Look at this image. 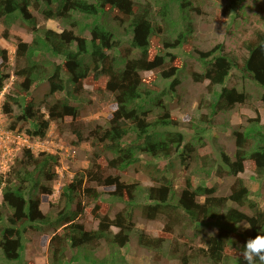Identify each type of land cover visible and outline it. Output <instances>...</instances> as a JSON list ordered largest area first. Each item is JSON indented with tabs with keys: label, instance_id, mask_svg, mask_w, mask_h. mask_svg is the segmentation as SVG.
<instances>
[{
	"label": "trees",
	"instance_id": "trees-1",
	"mask_svg": "<svg viewBox=\"0 0 264 264\" xmlns=\"http://www.w3.org/2000/svg\"><path fill=\"white\" fill-rule=\"evenodd\" d=\"M205 1L0 0L3 39L10 40L14 24L31 35L12 42L13 80L0 114L12 117L14 107L21 114L9 130L19 126L18 132L44 139L52 123L78 120L85 86L104 88L116 104L105 128L95 127L86 137L73 131L76 145L88 144L89 163L59 188L50 203L55 212L43 213L41 203L42 196L53 195L50 183L58 176L52 167L58 156L23 149L2 171L3 264H23V235L31 229L52 231L47 264H131L123 252L131 243L142 251L143 263L152 254L147 264H246L239 252L248 239L264 233V123L256 116L234 127L232 154L216 145L219 163L206 133L214 117L250 102L248 84L264 111V12L257 17L259 27L243 39V54L227 51L222 43L207 51L195 48L191 57L199 63L196 69L174 51L190 38ZM230 10L228 3L223 16ZM8 59L7 49L0 47V91L9 79L4 73ZM187 64L193 83L207 82V96L198 99L201 114L180 120L172 100ZM230 76L235 78L231 86ZM40 83H47L48 90L39 104L31 92ZM246 161L254 164L253 178L263 197L253 196L242 177ZM177 164L179 170L182 166L180 182ZM130 168L143 171L150 183L127 181ZM224 174L233 178L227 196L201 184ZM103 196L122 207L113 209ZM88 208L95 228L78 221ZM137 216L160 220L163 226L152 236L137 227Z\"/></svg>",
	"mask_w": 264,
	"mask_h": 264
},
{
	"label": "rangeland",
	"instance_id": "rangeland-1",
	"mask_svg": "<svg viewBox=\"0 0 264 264\" xmlns=\"http://www.w3.org/2000/svg\"><path fill=\"white\" fill-rule=\"evenodd\" d=\"M234 0H224L221 2H213L206 0L203 7L200 8V13L195 16L192 33L188 41L183 47L174 51L178 56L187 63L188 61L198 69L199 63L194 62L192 59V50L199 49L203 51L210 50L217 44H223L227 51L234 52L235 54H243L244 51L240 49L243 39L249 36L252 31L259 27L256 24L258 14L264 12V0H249L243 3H234ZM230 3L231 10L229 16H223V7ZM255 22V23H254ZM47 25V24H46ZM56 26V24H54ZM53 26L52 29L60 31L57 27ZM5 26L0 24V47L5 48L8 51L7 65L4 68V73L9 74V79L6 81L8 86L7 90L10 89L13 80V70H14V37H19L22 40H29L31 35L29 31L19 24H14L11 27L10 40L3 39V32ZM62 30V29H61ZM9 39V38H8ZM125 40L122 42L124 44ZM185 67L181 75V86L178 89V94H175L173 98V103L176 105L173 108V114H176L180 120L188 119L190 116L197 117L202 112L198 108V99L200 96L206 95L205 86L207 82L204 83H193L188 69L189 65ZM235 78L231 76L227 80V84L231 86ZM246 88L250 91L252 99L246 105H237L231 111L226 113H221L213 118V125L209 128L206 133V141L210 150L214 152V157L217 163H219L218 155L216 154V145L222 146L224 151L229 155L232 154L234 150V140L232 138L231 132L234 127L239 124H244L246 119L259 116L261 122L264 123V111L263 105L257 100L256 92L251 84H248ZM87 90L81 101L78 103L79 107V119L72 121L70 118H65L58 123H52L50 129L44 139L31 138L23 132H18V127L16 130H9L8 127L11 123L15 121L16 117L21 114L20 107H14V116H2L1 119V131L11 132L13 136L20 135L22 138L17 142V144L10 145V155H6L4 161L0 163V174H4V169H8L9 163L14 158H19L23 149H30L35 154L38 153H48L50 155L58 156L57 166L53 165V170L56 171L57 179L52 181L54 192L53 195L42 196L41 211L43 213H53L55 212V207L50 206L55 197L58 196L59 188L72 181L75 175H79L85 170L89 163L90 149L86 142L79 145L77 144V138L73 131L79 130L84 137L88 135L95 127L107 126V121L111 117L112 112L116 108L114 98L106 92L104 88L102 90L95 91L91 87L85 86ZM48 90L47 83L36 84L32 87L31 94L37 97V102L40 104L44 98L45 93ZM3 102V99H2ZM1 102V105H2ZM42 112L45 113L42 108ZM3 114V113H2ZM227 123V126H226ZM19 124V123H18ZM30 127V123L26 125ZM185 132H190V130L182 129ZM213 148V149H212ZM2 151V150H1ZM5 153V150L2 151ZM1 154V152H0ZM103 161V160H102ZM100 161V162H102ZM164 165V163H162ZM182 170V166H180ZM180 170L178 164L175 167V175L178 177V181H181ZM244 173L242 177L247 180L249 189L254 194L263 197L259 191L258 183L254 180V164L251 161H246L244 163ZM7 172V171H5ZM225 175V176H224ZM221 178L212 175L210 180H206L201 184L214 187L215 195L217 196H227L229 194V189L233 183V178L224 174ZM124 178L132 182L137 180L142 186L148 185L150 182L147 179L146 174L141 170H135L130 168L126 171ZM84 184H86V179H84ZM98 190L103 192L111 191L112 188L98 187ZM107 196L102 197V201L110 204L111 207L115 209H120L122 205L114 201H106ZM113 207V209H114ZM261 207H264L262 203ZM83 223L87 228H95L96 221L91 217L90 208L85 212L84 217L78 220ZM137 227L143 229L146 233L154 236L160 230L163 224L160 220L155 221H144L140 216L136 219ZM113 231H116L114 229ZM52 236V231L36 233L32 229L27 230L23 235L24 250L22 254V263L30 264H47L48 256V246L49 241ZM135 243L125 249L123 252L126 255L127 260L131 264H147L153 261V256L150 254L147 263H143L140 259L142 251L137 249ZM17 262H15L16 264ZM0 264H3L0 260ZM13 264V263H11ZM21 264V263H20ZM165 264H176L175 262H166Z\"/></svg>",
	"mask_w": 264,
	"mask_h": 264
},
{
	"label": "clouds",
	"instance_id": "clouds-1",
	"mask_svg": "<svg viewBox=\"0 0 264 264\" xmlns=\"http://www.w3.org/2000/svg\"><path fill=\"white\" fill-rule=\"evenodd\" d=\"M250 227V224L244 225V228ZM239 256L243 257L246 264H264V233L256 235L255 238L248 239L242 251L239 252Z\"/></svg>",
	"mask_w": 264,
	"mask_h": 264
},
{
	"label": "built area",
	"instance_id": "built-area-1",
	"mask_svg": "<svg viewBox=\"0 0 264 264\" xmlns=\"http://www.w3.org/2000/svg\"><path fill=\"white\" fill-rule=\"evenodd\" d=\"M7 89V86L3 87L2 90L0 91V110H1V102L4 96V93ZM1 124V123H0ZM22 138L20 135L13 136L11 132H2L1 127H0V163H2L6 157V155H10V145L12 144H17V142ZM3 149L5 150V153H3ZM2 150V151H1Z\"/></svg>",
	"mask_w": 264,
	"mask_h": 264
},
{
	"label": "bare ground",
	"instance_id": "bare-ground-1",
	"mask_svg": "<svg viewBox=\"0 0 264 264\" xmlns=\"http://www.w3.org/2000/svg\"><path fill=\"white\" fill-rule=\"evenodd\" d=\"M2 117V115L0 114V118ZM2 121H1V119H0V123H1Z\"/></svg>",
	"mask_w": 264,
	"mask_h": 264
}]
</instances>
